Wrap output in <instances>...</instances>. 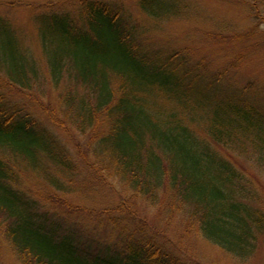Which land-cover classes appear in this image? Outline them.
Wrapping results in <instances>:
<instances>
[{
  "label": "trees",
  "instance_id": "1",
  "mask_svg": "<svg viewBox=\"0 0 264 264\" xmlns=\"http://www.w3.org/2000/svg\"><path fill=\"white\" fill-rule=\"evenodd\" d=\"M181 1L139 7L164 20L187 9ZM33 16L41 62L0 16V229L21 264H193L180 235L194 232L253 257L264 212L232 153L264 168V89L230 80L232 62L213 71L186 51L153 47L120 1L73 0ZM25 93L34 100L10 98ZM52 168L114 190L122 206L104 224L70 223L72 211L26 180L62 191ZM173 220L183 232H165Z\"/></svg>",
  "mask_w": 264,
  "mask_h": 264
},
{
  "label": "rangeland",
  "instance_id": "2",
  "mask_svg": "<svg viewBox=\"0 0 264 264\" xmlns=\"http://www.w3.org/2000/svg\"><path fill=\"white\" fill-rule=\"evenodd\" d=\"M70 1L73 0H0V16L10 20L21 44V50L41 62L43 59L41 41L33 15L41 9L64 5ZM113 1L122 2L126 14L139 21L138 25L144 36L150 39L153 47L173 52L186 51L196 59L205 60L209 69L213 71L219 67L228 68L232 62L234 67L230 73V80L235 79L241 83L254 81L256 86L264 89V0H182L184 6L187 4V9L164 20L154 19L145 14L139 7V0ZM27 94H12L10 98L18 103L34 100ZM46 102L49 103V100ZM161 105L167 107L169 103ZM62 140L66 142V135ZM82 142L84 147L87 140ZM232 154L245 178L253 184L250 188L254 192L255 205L264 212V168L249 155ZM52 169L51 174L63 178L64 190L59 191L55 186L54 189L40 177L30 175L28 172L26 175L29 178L26 180L41 198L55 199L56 208L60 211H72L70 223L78 221L85 226L96 222L104 224L105 213L122 206L121 197L114 190L101 187L95 182L84 185L81 181L78 182L77 178H65ZM128 197L133 199L132 195ZM47 204L55 207L50 201ZM132 204L130 209L137 210L140 216L147 214L143 202L133 201ZM149 215L154 216V213ZM2 222L0 218V223ZM180 223L179 220H173L169 229L165 227L164 222L162 226L166 233L174 235L176 231H184ZM180 241L183 243L180 245L181 250L187 253L193 264H264V233L260 236L254 256L245 261L203 239L197 232H194L186 242H183V236L180 235ZM0 264H21L15 251L2 235L1 229Z\"/></svg>",
  "mask_w": 264,
  "mask_h": 264
}]
</instances>
